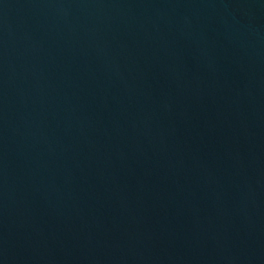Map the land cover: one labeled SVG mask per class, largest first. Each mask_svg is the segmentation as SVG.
Returning <instances> with one entry per match:
<instances>
[{
  "label": "water",
  "instance_id": "obj_1",
  "mask_svg": "<svg viewBox=\"0 0 264 264\" xmlns=\"http://www.w3.org/2000/svg\"><path fill=\"white\" fill-rule=\"evenodd\" d=\"M0 264H264V0H0Z\"/></svg>",
  "mask_w": 264,
  "mask_h": 264
}]
</instances>
